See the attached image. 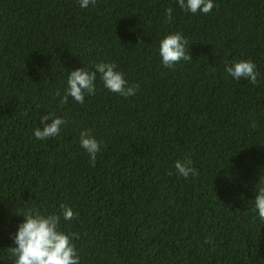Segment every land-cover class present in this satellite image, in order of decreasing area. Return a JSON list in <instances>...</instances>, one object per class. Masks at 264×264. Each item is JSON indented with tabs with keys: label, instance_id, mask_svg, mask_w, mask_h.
<instances>
[{
	"label": "trees",
	"instance_id": "16d2710c",
	"mask_svg": "<svg viewBox=\"0 0 264 264\" xmlns=\"http://www.w3.org/2000/svg\"><path fill=\"white\" fill-rule=\"evenodd\" d=\"M213 3L205 15L177 0H0V264H14L27 210L61 205L79 264H264V0ZM177 32L192 60L165 68L159 41ZM239 60L256 85L226 73ZM97 62L139 90L125 98L97 74L94 95L61 104L68 73ZM46 115L66 123L38 140ZM185 159L188 179L174 167Z\"/></svg>",
	"mask_w": 264,
	"mask_h": 264
},
{
	"label": "clouds",
	"instance_id": "9594fccd",
	"mask_svg": "<svg viewBox=\"0 0 264 264\" xmlns=\"http://www.w3.org/2000/svg\"><path fill=\"white\" fill-rule=\"evenodd\" d=\"M81 8H87L89 4H95L96 0H78ZM178 6L185 12L196 14H208L216 6L213 0H177ZM166 21L172 19V8L165 10ZM141 42V41H138ZM188 41L179 32L166 35L159 41V55L165 68H171L174 64L184 60H192L188 54ZM226 73L234 80L246 79L253 85L258 83L259 75L256 65L251 60H239L230 66L226 63ZM97 74L104 87L125 98L134 96L139 90V85L129 86L124 78V73L117 70L115 62H97L92 70L85 67L76 69L67 76L66 88L61 96L60 103H67L71 97L75 102L83 104L85 95L95 94V81ZM66 121L62 118L50 117L48 115L40 118L42 129L38 127L34 130V136L38 140H45L59 134L61 125ZM255 127V125H252ZM80 146L88 153L91 164L96 162V154L100 151L99 142L90 135V130L85 129L80 132ZM174 167L177 173L184 179L196 175V170L192 167L191 159L176 161ZM255 210L258 212L260 220L264 221V187H261L255 196ZM61 213L42 215L35 209L27 210L23 216V222L19 224L13 237L15 247L8 250L15 258L14 264H79L80 257L72 240L77 238V234H66L59 230L61 217L66 221L76 218V214L71 207L61 205ZM211 244L210 239L204 241Z\"/></svg>",
	"mask_w": 264,
	"mask_h": 264
}]
</instances>
